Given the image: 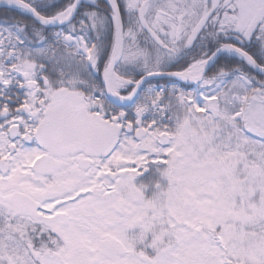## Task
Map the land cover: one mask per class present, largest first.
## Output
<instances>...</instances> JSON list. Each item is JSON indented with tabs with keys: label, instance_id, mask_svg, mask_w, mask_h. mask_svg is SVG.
<instances>
[{
	"label": "snow or ice",
	"instance_id": "snow-or-ice-1",
	"mask_svg": "<svg viewBox=\"0 0 264 264\" xmlns=\"http://www.w3.org/2000/svg\"><path fill=\"white\" fill-rule=\"evenodd\" d=\"M0 264H264V0H0Z\"/></svg>",
	"mask_w": 264,
	"mask_h": 264
}]
</instances>
